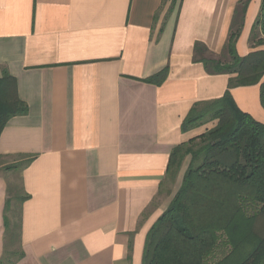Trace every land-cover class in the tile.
<instances>
[{
  "label": "crops",
  "instance_id": "crops-1",
  "mask_svg": "<svg viewBox=\"0 0 264 264\" xmlns=\"http://www.w3.org/2000/svg\"><path fill=\"white\" fill-rule=\"evenodd\" d=\"M261 3L0 0V78L16 79L29 108L0 135V262L143 264L190 161L170 180L172 151L216 125L183 121L235 76L208 71L196 46L228 63L240 28V57L264 50ZM165 68L162 85L144 82ZM230 92L264 124L259 86Z\"/></svg>",
  "mask_w": 264,
  "mask_h": 264
},
{
  "label": "trees",
  "instance_id": "trees-1",
  "mask_svg": "<svg viewBox=\"0 0 264 264\" xmlns=\"http://www.w3.org/2000/svg\"><path fill=\"white\" fill-rule=\"evenodd\" d=\"M255 32L264 37V0ZM239 34L240 28L227 45L228 63L205 59V49L196 46V60L201 57L198 60L208 71L235 76L222 98L196 104L183 121V131L208 122L216 125L172 151L170 180H176L187 158L190 161L170 206L147 236L143 264H264V124L243 112L230 92L259 86L264 108V50L240 57ZM257 45L263 47L264 39ZM168 74L165 68L144 82L160 86ZM28 112L16 79L4 71L0 135L12 118ZM6 228L10 230L7 221Z\"/></svg>",
  "mask_w": 264,
  "mask_h": 264
},
{
  "label": "rangeland",
  "instance_id": "rangeland-1",
  "mask_svg": "<svg viewBox=\"0 0 264 264\" xmlns=\"http://www.w3.org/2000/svg\"><path fill=\"white\" fill-rule=\"evenodd\" d=\"M208 123H209V122H208ZM208 127H209V126H208ZM1 162L4 163L5 161H1ZM171 183H172V182L169 180L168 183H166V185L169 186V185H171ZM12 217L14 218V220H15L14 222H15V224H16V223H17L18 213L15 212V214H13Z\"/></svg>",
  "mask_w": 264,
  "mask_h": 264
}]
</instances>
